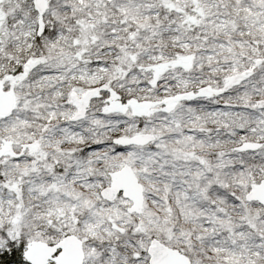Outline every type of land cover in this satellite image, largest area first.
<instances>
[{
    "label": "snow or ice",
    "instance_id": "6c2138e0",
    "mask_svg": "<svg viewBox=\"0 0 264 264\" xmlns=\"http://www.w3.org/2000/svg\"><path fill=\"white\" fill-rule=\"evenodd\" d=\"M0 264H264V0H0Z\"/></svg>",
    "mask_w": 264,
    "mask_h": 264
}]
</instances>
